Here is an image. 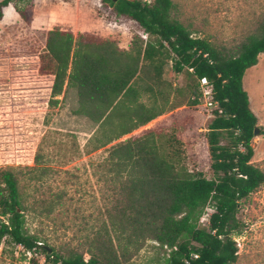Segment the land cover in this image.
Masks as SVG:
<instances>
[{
	"label": "trees",
	"instance_id": "obj_1",
	"mask_svg": "<svg viewBox=\"0 0 264 264\" xmlns=\"http://www.w3.org/2000/svg\"><path fill=\"white\" fill-rule=\"evenodd\" d=\"M25 1L2 0L0 19L5 7ZM103 1L136 21L147 37L137 36L123 48L57 27L49 32L41 70L54 76L50 108L60 104L67 88L77 90L75 113L100 125L97 148L111 145L105 165L118 187L85 242L63 251L44 243L45 264H129L150 241L166 252L163 264H237L241 203L264 184V169L253 162L259 120L244 87L246 72L264 54V17L227 47L195 36L174 0ZM18 10L27 18V10ZM169 62L185 73L184 87L166 80ZM204 77L214 84V100L223 109L207 133L213 178L188 167L176 133L150 128L118 141L185 102L196 105ZM51 170L41 146L34 165L0 168V244L22 245L26 253L38 246L40 237L28 223L51 217L66 198L63 192L53 199L31 197L30 186L44 184ZM210 204V224L200 225ZM30 261L39 264L36 256Z\"/></svg>",
	"mask_w": 264,
	"mask_h": 264
},
{
	"label": "rangeland",
	"instance_id": "obj_2",
	"mask_svg": "<svg viewBox=\"0 0 264 264\" xmlns=\"http://www.w3.org/2000/svg\"><path fill=\"white\" fill-rule=\"evenodd\" d=\"M174 1L182 22L194 35L218 46L237 44L264 17V0ZM18 9L27 10V18ZM57 27L76 36L114 40L123 48H129L137 36L147 35L136 21L118 15L103 0H28L4 8L0 19V168L34 165L38 149L43 148L51 175L44 184L31 185L29 193L53 199L63 192L66 198L51 217L31 219L28 227L45 244L63 251L85 242L99 226L118 182L105 165L111 145L97 148L100 125L75 113L77 90L67 88L60 104L50 108L54 76L43 73L41 66L49 32ZM165 78L179 88L187 82L185 73L175 72L172 62L166 65ZM244 87L259 120L253 162L264 169V54L246 72ZM185 103L118 141L150 128L176 133L188 167L213 178L207 133L215 118L214 107ZM213 211L210 204L205 213L209 216ZM238 218L244 232L236 236L237 264H264V184L242 201ZM155 245L148 242L129 264H163L166 252ZM45 256L39 251V264ZM30 257L19 245L0 244V264H33Z\"/></svg>",
	"mask_w": 264,
	"mask_h": 264
},
{
	"label": "built area",
	"instance_id": "obj_3",
	"mask_svg": "<svg viewBox=\"0 0 264 264\" xmlns=\"http://www.w3.org/2000/svg\"><path fill=\"white\" fill-rule=\"evenodd\" d=\"M207 56V55H206ZM191 71H194L193 68L190 69ZM195 98V97H193ZM205 107H214L213 109V114L216 116V111L219 112V114L223 113V109L221 108L220 104L218 101L214 100V84L207 78L204 77L200 79V95L198 98V103L196 105L202 104ZM208 214L204 213L201 220H200V225L203 226H208L210 224V215L207 216ZM208 222V223H207ZM44 246L43 241L38 242V246L34 248V250H29L27 251V254H29L32 258L33 256H38L39 251H41L42 247ZM19 247H24L22 245H19ZM39 249V251H38ZM194 258H197L199 255L197 253H192L191 255ZM47 256H45L43 259H41V262L45 264ZM88 258V257H87ZM186 263H189V260L186 259ZM61 264V263H59Z\"/></svg>",
	"mask_w": 264,
	"mask_h": 264
},
{
	"label": "water",
	"instance_id": "obj_4",
	"mask_svg": "<svg viewBox=\"0 0 264 264\" xmlns=\"http://www.w3.org/2000/svg\"><path fill=\"white\" fill-rule=\"evenodd\" d=\"M113 1H117V0H113ZM255 134H256V135L259 134V129H256Z\"/></svg>",
	"mask_w": 264,
	"mask_h": 264
}]
</instances>
